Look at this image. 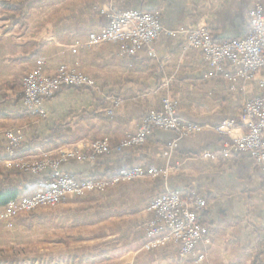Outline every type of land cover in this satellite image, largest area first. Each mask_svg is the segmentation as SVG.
<instances>
[{
    "label": "crops",
    "instance_id": "0c3cea01",
    "mask_svg": "<svg viewBox=\"0 0 264 264\" xmlns=\"http://www.w3.org/2000/svg\"><path fill=\"white\" fill-rule=\"evenodd\" d=\"M13 1L30 3L24 15L27 24L21 26L28 38L16 57L0 50V85L19 80L39 59L48 73L67 65L88 75L93 85L61 89L43 101L44 113L25 112L11 91L6 97L0 93V108L7 111L0 117V189L16 187L22 196L53 183L50 168L35 175L6 165L11 158L8 129L23 133L26 144L20 155L27 158L44 152L56 155L68 147L86 149L104 137L117 145L137 131L149 111L160 110L166 96L178 101L182 122L204 127L188 136L156 128L142 146L65 162L62 170L79 179L134 166L168 169V175L142 176L106 191L69 196L60 206L59 224L65 232L50 240L64 245L62 252L33 256L29 264H264V159L250 151L228 158L195 157L205 151L218 153L245 133V103L264 94V86L258 80L231 82L222 73L210 75L199 50L189 48L179 31L206 25L218 41L243 37L255 0H50L44 9L43 0ZM110 8L159 13L164 31L154 44L155 56L146 46L131 55L123 53L119 43L87 44L92 32L106 26L105 11ZM12 25L10 33L20 24ZM170 30L178 31L170 35ZM226 120H233L234 126L220 129ZM168 189L208 200L203 215L207 232L195 255L182 258L174 242L144 248L152 215L148 205ZM120 245L124 249L115 251ZM200 254L204 258L197 261Z\"/></svg>",
    "mask_w": 264,
    "mask_h": 264
},
{
    "label": "built area",
    "instance_id": "2783aa9c",
    "mask_svg": "<svg viewBox=\"0 0 264 264\" xmlns=\"http://www.w3.org/2000/svg\"><path fill=\"white\" fill-rule=\"evenodd\" d=\"M106 26L89 35L88 45L102 43H119L123 53L135 54L139 48L146 46L151 56H155L154 44L164 31L159 13L136 9L105 11ZM249 27L243 37H235L225 41L214 38L206 25L184 26L179 29L186 36L189 48L199 50L209 66L211 74L222 73L226 79L235 82L258 80L264 86V5L255 0L249 12ZM178 30H170L175 35ZM93 85L92 79L84 72L72 70L67 65L60 66L56 73L45 71L43 60L39 59L35 67L23 79L24 102L29 109L39 108L45 98L53 97L65 87H81ZM178 101L171 96L163 99L160 110H151L144 116L137 131L128 135L119 144L113 145L109 138H100L84 149L81 146L61 149L57 159L49 154L37 162H24L22 169L40 173L48 168L55 179L50 187H46L30 195H22L9 202L0 214L1 218H12L15 215L35 210L42 206H55L68 195L84 196L93 191H101L122 182L136 180L142 176H167L168 169L157 170L134 166L101 177L79 179L63 172L62 165L73 159L88 160L97 156L120 154L128 149L142 146L147 142L149 134L156 128L174 131L180 136H188L203 130L202 125L180 120ZM112 113V112H110ZM242 119L246 123L247 132L237 138L220 152L205 151L196 155V159L228 158L234 153L253 152L258 159H264V94L250 97L244 107ZM233 120H226L225 126L233 127ZM10 145L16 147L23 140L20 131H8L6 134ZM208 200L196 193H182L179 190H167L154 198L148 205L152 214L146 224V243L144 248L152 250L174 242L178 246L182 258L195 255L207 227L203 215ZM204 258L198 255L197 261Z\"/></svg>",
    "mask_w": 264,
    "mask_h": 264
},
{
    "label": "rangeland",
    "instance_id": "374dc122",
    "mask_svg": "<svg viewBox=\"0 0 264 264\" xmlns=\"http://www.w3.org/2000/svg\"><path fill=\"white\" fill-rule=\"evenodd\" d=\"M48 1L50 0H43V3L41 1L43 9L45 5L50 6V4H48ZM3 10H6L5 13ZM7 10L8 9H4L3 7L0 6V50L1 51L7 50L11 54L9 55V57H12V56L16 57L17 51L20 50L19 48H21L20 44L22 45L28 38V36L24 34V30L21 29V26H23L24 24H27L28 19L26 18V16L20 14L21 19L20 21H18V24L20 25L16 29H14L15 31L13 33H10L12 32L13 23L7 16L9 14L8 11L10 10L8 11ZM17 15H19L18 12H17ZM27 73L26 72L22 73L20 75L19 80L10 82V83H14L16 85V88L9 89L7 91V94L9 91H11V94H13V98L14 99L16 98V100L23 105L24 109L28 111H39V109H29L28 107H26L25 102H24L23 79ZM1 86H3V84L0 85V87ZM45 99L42 100L39 108H41L43 101ZM41 113H44V110L43 112L41 110ZM8 131H16V130L8 129ZM8 131L5 132V137L7 136L6 134ZM25 141L26 139H24V135H23V140L20 142V144L16 147H13L10 145L9 140L6 137V145H7V149L10 154V157H11L6 162V165L9 168H15L17 170H25V171H29L32 174H35L31 170L22 169L21 167L22 163L42 161L45 159L46 154H49L51 159L54 160V159H57L61 151L59 150L56 155H52L50 152H44L39 157H35V158L23 157L20 155V153H21V149L23 145L26 144ZM69 148H72V147H68V149ZM62 149H65V148H62ZM107 156H110V155H107ZM40 173H37V174H40ZM51 174H52V170H51ZM66 174L71 175L69 173H66ZM95 177H101V176H95ZM53 180L55 181L54 178ZM129 182H132V181H129ZM109 188H106L101 191H106ZM42 189L44 188H41L38 191ZM98 191L99 190L93 191V192H98ZM33 193L35 192L27 193L26 195H30ZM69 196L83 197V196H77V195H68V197ZM62 202H60L59 204L55 206H42L32 211L22 212V213L15 215L12 218H1L0 217V263L1 264L2 263L3 264H29V262L33 261L32 259L33 256H36V257L43 256L46 258L47 253H50L51 255H54V254L60 255L64 245H62L61 243L52 244L50 240L60 239L65 232L64 229L62 230L61 225L59 224L60 214L62 212L60 210L61 209L60 206ZM5 206L0 208V214L2 213ZM124 247H125L124 245H120V247L118 249H115V251L119 252V250L120 249L123 250ZM41 261L42 260H40V262Z\"/></svg>",
    "mask_w": 264,
    "mask_h": 264
},
{
    "label": "trees",
    "instance_id": "16d2710c",
    "mask_svg": "<svg viewBox=\"0 0 264 264\" xmlns=\"http://www.w3.org/2000/svg\"><path fill=\"white\" fill-rule=\"evenodd\" d=\"M0 6L3 7L4 9H8V10L13 12V13H9L7 16L11 20L12 23H15V22L20 21V19H21L20 14L25 15V13L27 12V10L30 7V3H29V1H17L16 2V1H11V0H0ZM16 12H18L19 15H17ZM15 88H16V85L14 83L7 82V83L3 84V86L0 87V92L3 93L4 96L6 97L7 91L9 89H15ZM24 111L28 112V110H26V109ZM24 111H23V113H25ZM5 115H7V111L0 108V117L5 116ZM60 128L61 127H59V126L54 128V130L52 131V134H55L56 132H58L60 130ZM247 130H248L247 127L244 128L245 132H247ZM49 180H52V182L54 181L52 174H51ZM19 196H20V191L16 187L7 188V189H0V208L7 205L9 202L15 200Z\"/></svg>",
    "mask_w": 264,
    "mask_h": 264
}]
</instances>
